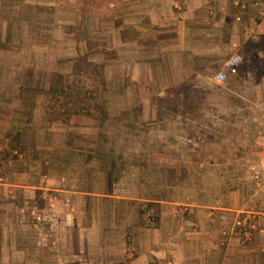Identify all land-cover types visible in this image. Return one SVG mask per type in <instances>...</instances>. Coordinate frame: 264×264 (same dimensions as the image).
<instances>
[{"label": "rangeland", "instance_id": "rangeland-1", "mask_svg": "<svg viewBox=\"0 0 264 264\" xmlns=\"http://www.w3.org/2000/svg\"><path fill=\"white\" fill-rule=\"evenodd\" d=\"M123 8L117 0H0V183L70 191L51 190L48 199L128 198L131 205L123 215L137 212L155 220L159 205L142 199L207 198L217 187L218 170L224 172L218 176H227L218 165L229 162L242 176L244 167L257 161V137H249L257 129L248 130L246 111L233 117L232 107L243 99L230 89L224 62L238 54L239 70L259 71L264 63L253 57L256 42L240 41L232 48L192 44L204 60L218 62L203 60V76L186 77L185 54L173 44L177 30L156 28L149 31L155 40L148 42L154 44L140 48L147 54L127 51L129 61L132 55L140 58L142 74L132 82L129 75L127 93L121 95L114 16ZM243 22L250 21L237 23ZM217 36L226 40V30ZM211 49L212 56L206 52ZM245 55L250 59L244 61ZM220 72L227 73L224 83L215 80ZM233 120L237 126L229 124ZM88 191L105 196L79 194ZM3 204L24 216L32 236L35 224L47 229L51 207L33 190L8 195L0 186ZM91 208L97 221L99 207ZM112 208L124 210L114 203ZM39 214L45 219L36 222Z\"/></svg>", "mask_w": 264, "mask_h": 264}, {"label": "crops", "instance_id": "crops-1", "mask_svg": "<svg viewBox=\"0 0 264 264\" xmlns=\"http://www.w3.org/2000/svg\"><path fill=\"white\" fill-rule=\"evenodd\" d=\"M117 1L124 6L114 16L115 75L119 79L118 93L121 95L127 93L129 75L132 82L142 74L140 58L132 55L129 61L127 51L147 54L140 48L154 44L148 42L155 40L149 31L156 28L174 26L177 30L173 44L179 45L185 54L181 57V64L186 77L203 76L202 52L192 51V44L196 48L204 43L225 44L232 48L240 41L256 42L253 57L264 63V0H254V3L248 0ZM241 19L250 22L237 23ZM238 28L240 33L236 35ZM224 30L226 40L215 37L217 31ZM156 43L165 45L163 40ZM206 52L212 56L215 50ZM234 56L242 59L238 54L228 59ZM244 58V61L250 59L246 55ZM143 59L147 62V55ZM204 61H209L210 65L218 62L213 58ZM229 77L230 89L243 99L242 105L232 107L233 117L237 110L246 111L244 119L248 130L250 127L257 129L254 133L249 131V137H257L253 149L257 161L244 167L242 176L227 162L226 166L220 164L216 167V170L226 168L227 176H218L224 173L218 170L217 187L207 198L195 197L190 203L162 198L142 199L159 205L155 220L149 215L140 217L137 212L123 215L122 211L127 212L132 199H48L47 193L51 190L70 191L50 189L48 184L26 186L3 181L0 186L8 195L15 190H33L39 199L48 201L51 209L47 229L35 224L32 236L22 214L18 211L12 214L9 204L0 207L3 210L0 213V264H264V69H237V73ZM135 87L132 84V90ZM229 124L238 125L235 120ZM79 194L105 196L89 191ZM111 203L124 207V210L108 209ZM95 205L99 207L97 221L95 208H91ZM43 217L37 215L36 222ZM237 220H244L242 229H235ZM44 240L47 241L45 245ZM20 241L25 243L20 244ZM30 242L33 248L28 247ZM62 252L66 255L64 259L60 258Z\"/></svg>", "mask_w": 264, "mask_h": 264}, {"label": "built area", "instance_id": "built-area-1", "mask_svg": "<svg viewBox=\"0 0 264 264\" xmlns=\"http://www.w3.org/2000/svg\"><path fill=\"white\" fill-rule=\"evenodd\" d=\"M241 57L240 56H234L230 59H228L225 63H224V68L227 71V73L229 75H234L237 73V69L241 63ZM227 73L225 72H220L216 75L215 80L218 83H224L227 80ZM259 172L256 171L255 175L258 176ZM244 220H237L234 224V226L238 227H242Z\"/></svg>", "mask_w": 264, "mask_h": 264}]
</instances>
